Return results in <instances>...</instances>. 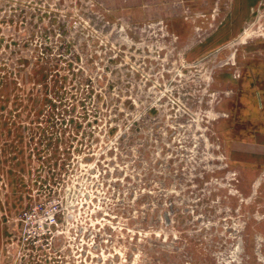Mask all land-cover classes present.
Segmentation results:
<instances>
[{
  "label": "rangeland",
  "instance_id": "1",
  "mask_svg": "<svg viewBox=\"0 0 264 264\" xmlns=\"http://www.w3.org/2000/svg\"><path fill=\"white\" fill-rule=\"evenodd\" d=\"M254 78L264 0H0V262L43 201L46 264H264Z\"/></svg>",
  "mask_w": 264,
  "mask_h": 264
},
{
  "label": "built area",
  "instance_id": "2",
  "mask_svg": "<svg viewBox=\"0 0 264 264\" xmlns=\"http://www.w3.org/2000/svg\"><path fill=\"white\" fill-rule=\"evenodd\" d=\"M18 233L5 245L0 264H46L61 251L58 244L69 237L67 210L51 202H36L19 212ZM59 257H64L59 253Z\"/></svg>",
  "mask_w": 264,
  "mask_h": 264
},
{
  "label": "flooded vegetation",
  "instance_id": "3",
  "mask_svg": "<svg viewBox=\"0 0 264 264\" xmlns=\"http://www.w3.org/2000/svg\"><path fill=\"white\" fill-rule=\"evenodd\" d=\"M254 83H255L254 86L258 89L257 95H258V99H259V106L262 107V108H264V85L261 87V85L258 84L256 78H254ZM261 88H262V91H263L262 93L260 91ZM224 117H227V114L226 113H225V116ZM261 125L264 128V117H263V124H261Z\"/></svg>",
  "mask_w": 264,
  "mask_h": 264
},
{
  "label": "bare ground",
  "instance_id": "4",
  "mask_svg": "<svg viewBox=\"0 0 264 264\" xmlns=\"http://www.w3.org/2000/svg\"><path fill=\"white\" fill-rule=\"evenodd\" d=\"M224 116H225V114L224 113H221L219 117H224Z\"/></svg>",
  "mask_w": 264,
  "mask_h": 264
}]
</instances>
